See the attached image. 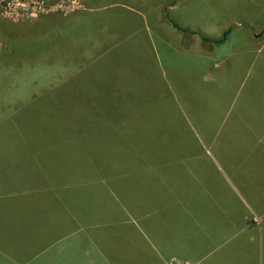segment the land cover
Segmentation results:
<instances>
[{"label":"crops","instance_id":"obj_1","mask_svg":"<svg viewBox=\"0 0 264 264\" xmlns=\"http://www.w3.org/2000/svg\"><path fill=\"white\" fill-rule=\"evenodd\" d=\"M83 1L31 15L48 20V73L56 66L63 83L97 67L107 77L112 63L130 97L133 51L167 118L138 155L111 157L110 172L50 177L34 159L0 155V264H264V33L228 31L211 43L186 29L183 0L142 10ZM115 7L121 23L110 19ZM121 50L120 68L110 58ZM138 119L115 130L119 144L147 132Z\"/></svg>","mask_w":264,"mask_h":264},{"label":"rangeland","instance_id":"obj_2","mask_svg":"<svg viewBox=\"0 0 264 264\" xmlns=\"http://www.w3.org/2000/svg\"><path fill=\"white\" fill-rule=\"evenodd\" d=\"M5 1H10L9 5ZM5 1L0 2V96L4 97L0 98V108L21 109L9 114L0 112V117L6 118L0 122L3 124L0 127V155L34 159L44 166L50 177L63 168H78L80 171L89 170L94 165L97 169L110 172L111 157L119 160L125 154L138 155L134 147L139 150L145 143L148 145L153 138L150 130L152 125L167 118L166 104L163 111L158 110L154 80L144 83L139 81V65L144 63V59L141 61L133 51L127 58L128 62L137 63L128 76L129 85L134 90L130 97L126 96L123 81H115L118 78H114L115 74L118 76L120 73L114 71L112 63V74L109 72L107 77L104 75L105 69L95 67L89 73L79 74L70 80L67 77L68 80L60 83L57 67H51V74L45 67L49 59L44 55L49 54V47L42 43L47 37L43 38V34L49 32L47 18L40 15L33 19L30 15L32 5H28L25 0H16L14 3ZM38 1L43 2V8H35L37 13L49 10L70 12L79 8L70 5L67 0ZM79 1L83 7L84 1ZM88 1L110 3L112 0ZM114 1L142 10L148 2L153 4L151 1L154 0ZM183 1L185 5L179 11L187 16L186 29L194 27L199 36L208 38L207 42H217L216 39L234 30L264 33V0ZM61 2L63 8L56 9ZM123 12V7L111 8L112 22L116 18L114 22L119 20L121 23ZM64 21L66 23V19ZM263 41L264 34L260 43ZM43 47H47L46 53ZM124 53L125 50L118 51L110 60L121 68L125 60ZM104 63L109 67L107 60ZM134 72L138 77L133 75ZM146 78L154 76L152 74ZM138 118H141L142 128L147 126V132L141 131L137 135L134 131L130 132V138L125 141L136 146H124V142L119 144L123 137L115 130L122 129L128 122H140Z\"/></svg>","mask_w":264,"mask_h":264},{"label":"built area","instance_id":"obj_3","mask_svg":"<svg viewBox=\"0 0 264 264\" xmlns=\"http://www.w3.org/2000/svg\"><path fill=\"white\" fill-rule=\"evenodd\" d=\"M3 1H5V0H0V2H3ZM14 1H16V0H11V2H13L14 3ZM21 1H23V0H21ZM26 2H27V4L28 5H32V11L30 12V15H33V14H35V13H37L36 11H35V8H43V5H42V3L43 2H41V1H38V0H25ZM67 2H69V4L70 5H75L74 7L76 8L77 6L78 7H81V3H80V1L79 0H67ZM9 3H10V1H5V4H7V5H9ZM63 3L61 2V3H59L58 5H57V7H56V9H62L63 8ZM39 9V10H40ZM44 10H49V9H44Z\"/></svg>","mask_w":264,"mask_h":264}]
</instances>
